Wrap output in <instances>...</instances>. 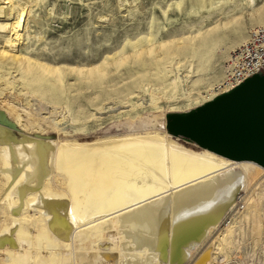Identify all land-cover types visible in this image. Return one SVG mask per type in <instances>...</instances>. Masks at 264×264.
I'll return each mask as SVG.
<instances>
[{
  "label": "bare ground",
  "instance_id": "obj_1",
  "mask_svg": "<svg viewBox=\"0 0 264 264\" xmlns=\"http://www.w3.org/2000/svg\"><path fill=\"white\" fill-rule=\"evenodd\" d=\"M8 13L0 7L1 69L11 64L32 74L27 82L36 87L41 76L60 82L57 69L22 54L23 25ZM258 21L264 25V17ZM5 118L0 112V122L15 127ZM131 123L126 132H154L55 145L40 137L18 141L0 126L7 145L0 157L12 179V196L5 194L11 197L0 210V264H206L212 252L201 248L213 233L222 230L218 247L233 243V228H222L240 201L250 207L260 200L264 166L200 148L167 132L163 122Z\"/></svg>",
  "mask_w": 264,
  "mask_h": 264
},
{
  "label": "rangeland",
  "instance_id": "obj_2",
  "mask_svg": "<svg viewBox=\"0 0 264 264\" xmlns=\"http://www.w3.org/2000/svg\"><path fill=\"white\" fill-rule=\"evenodd\" d=\"M0 7H9L10 22L19 18L23 25L22 54L61 75L60 82L41 76L36 87L27 82L32 74L0 67V112L15 125L0 122L7 127L0 129L18 141L40 137L55 145L154 132H126L129 122L137 128L163 122L169 132L170 117L219 95L215 87L227 59L264 17V0H9ZM17 114L23 123H16ZM33 123L43 130L36 132ZM2 141L0 156L7 148ZM7 174L0 157V210L12 196ZM262 191L250 207L240 201L225 222L222 229L234 231L231 245L218 247L222 230L208 238L201 248L212 252L206 264H264Z\"/></svg>",
  "mask_w": 264,
  "mask_h": 264
},
{
  "label": "water",
  "instance_id": "obj_3",
  "mask_svg": "<svg viewBox=\"0 0 264 264\" xmlns=\"http://www.w3.org/2000/svg\"><path fill=\"white\" fill-rule=\"evenodd\" d=\"M175 137L264 166V73L166 122Z\"/></svg>",
  "mask_w": 264,
  "mask_h": 264
},
{
  "label": "built area",
  "instance_id": "obj_4",
  "mask_svg": "<svg viewBox=\"0 0 264 264\" xmlns=\"http://www.w3.org/2000/svg\"><path fill=\"white\" fill-rule=\"evenodd\" d=\"M264 73V25L254 27L247 41L227 59L223 77L215 89L219 95L228 92L247 79Z\"/></svg>",
  "mask_w": 264,
  "mask_h": 264
}]
</instances>
